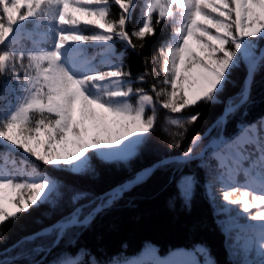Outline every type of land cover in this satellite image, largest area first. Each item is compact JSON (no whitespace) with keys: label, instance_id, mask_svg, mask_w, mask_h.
Returning a JSON list of instances; mask_svg holds the SVG:
<instances>
[{"label":"snow or ice","instance_id":"snow-or-ice-1","mask_svg":"<svg viewBox=\"0 0 264 264\" xmlns=\"http://www.w3.org/2000/svg\"><path fill=\"white\" fill-rule=\"evenodd\" d=\"M114 3L123 10L118 21L108 19L109 0H0V45L5 41L9 46L15 44L21 34L30 40L29 24L33 28L46 25L53 37L46 49L0 51V73L12 77L19 89L11 110L0 109V223L29 209L59 207L70 193L71 211L13 245V250L22 249L18 256L26 255L23 249L27 244L53 235L56 238L53 243H57L73 229L91 223L96 214L158 170L186 165L195 159L193 146L202 139L200 135L193 137L191 146L180 156H161L151 165L132 171V162L149 148L156 126L157 103L173 114L200 102L222 104L216 126H223L251 102L255 75L264 67V48L259 54L256 51L259 42L264 41V0H146L144 16L134 36L143 39L145 34H154V13L157 23L167 17L176 25L170 41L160 48L164 77L159 83L164 87L158 89L152 85L156 100L144 88L133 87L131 73L124 71L119 63L123 53L118 55L114 43H110L115 37L126 47L135 48L125 27L137 2L114 0ZM81 23L95 25L103 31L80 28ZM88 47L98 49L97 55L103 57L100 63L107 70H100L92 63L95 56L86 55ZM241 68L245 77L240 90L223 99L228 88L236 86L233 75ZM145 75L137 79L144 81ZM8 85L5 79L3 87ZM198 118L199 113L186 119L169 116L167 122L184 128L185 123H194ZM257 123L238 124L239 131L232 138L213 142V158L218 167L216 179L223 181L227 174H238L241 170L249 178L245 187L255 193L251 199L247 190L241 193L242 199L232 198L241 191L239 186L223 190V200L233 205L243 203L244 213L264 206V118ZM176 146L179 147L178 142ZM19 149L49 170L40 171L35 165L9 170L7 165L15 164L12 157ZM93 159L123 166L130 175L99 195L69 188L53 175L92 173ZM227 160L231 164L226 165ZM21 163L27 165L28 161ZM200 166L204 167L203 159ZM253 171L255 176L251 175ZM195 183L191 175H182L176 182L177 193L185 203L190 201ZM208 183L211 184L210 179ZM22 192L27 193L26 198ZM249 218L261 222V245H264V207L245 217ZM240 240L237 236L236 242ZM43 250L36 245L31 252L39 254ZM261 255L264 256V248ZM185 256L180 261L159 264H200V256L205 258L204 264H214L208 250L201 245ZM0 264H16V259L0 260ZM57 264H72V261L61 259ZM243 264L252 262L245 260Z\"/></svg>","mask_w":264,"mask_h":264},{"label":"trees","instance_id":"trees-1","mask_svg":"<svg viewBox=\"0 0 264 264\" xmlns=\"http://www.w3.org/2000/svg\"><path fill=\"white\" fill-rule=\"evenodd\" d=\"M109 2L111 7L108 19L118 21L123 10L114 3V0ZM136 2L138 6L131 11L132 18L125 27L135 48L126 47L124 42L115 37L110 43H114V51L118 55L123 53L119 63L123 65L124 71L131 73V79L135 81L133 87L144 88L156 100L155 93L151 91L152 85L155 84L158 89L164 87L159 83L164 77L160 48L170 41L176 25L167 17L163 18L161 23H157V15L154 13L152 18L154 34H145L143 39L134 36L133 32L139 29L144 16L146 0H136ZM21 11L25 9L22 8ZM25 24L28 22L26 21ZM79 27L103 31V29H97L95 25L81 23ZM29 30L32 33L30 40L23 38L21 34L15 44L9 46L8 41H5V44L0 45V51L11 48L35 51L51 46L53 37L46 25L33 28L29 24ZM262 48H264V41L259 42L257 54ZM97 52L98 49L88 47L86 55L95 56L92 63L100 70H107L106 66L100 63L103 57L97 55ZM24 63L27 65L28 61L25 60ZM145 73L149 74L145 75ZM141 75H145L144 81L137 79ZM20 76L21 79L24 76L23 69L20 70ZM244 77L243 68L234 73L233 80L236 86L229 87L223 99H227L240 90ZM5 79L14 80L0 73V104ZM160 99L163 100L165 97ZM223 107L222 104L200 102L195 107H188L181 113L173 114L157 103L156 126L151 134L149 148L139 159L132 162V171H139L151 165L161 156H180L191 146V141L196 135L204 137L194 148L193 155L201 153L213 138L220 135H223L225 139L232 138L239 131L238 124L257 123L264 118V67L255 75L251 102L230 117L227 124L216 126ZM195 113H199V118L194 123H185L184 128L167 122L169 116H180L186 119ZM257 128H260L259 123ZM177 142L179 147L176 146ZM212 150L207 148L202 156L191 160L186 165L158 170L146 182L127 192L112 206L96 214L91 223L68 232L57 244L53 243L56 239L53 235L39 239L35 244L25 245L23 251L26 255L18 256L17 253L22 249L13 250V245L70 212L71 208L68 205L70 193L66 194L59 207L43 206L38 210L29 209L28 212L19 213L15 218L7 219L0 223V260L14 257L16 264H57L61 259L70 260L72 264L77 262L79 264H159L164 261L186 259L185 253L201 245L208 250L214 264H239L234 260L228 243V229L233 230L234 220L227 219L226 215L219 210L221 183L216 179L218 167ZM14 158L15 164L7 165L11 171L22 167L28 168L31 165L37 166L40 171L49 170L40 161L20 152ZM201 159L204 161V167L200 166ZM24 160L28 161L27 165L21 163ZM228 162L231 164L230 160ZM93 164L95 171L89 174L73 175L68 172H58L53 175L69 188L97 195L112 189L130 175L128 169L123 166L104 164L97 159H93ZM244 167H247V163ZM182 175L194 176L196 181L188 203H185L177 193L176 182ZM232 175L234 176L232 188L239 186L241 189L240 192H235L234 196L241 198L243 191H250L245 187L249 183V178L242 170ZM209 179L211 184L208 183ZM210 191L216 197L215 200L211 199ZM21 194L27 197V193ZM254 194L250 191L249 198H252ZM36 245L44 249L39 254L31 252ZM199 259L200 264H204L205 258L200 256Z\"/></svg>","mask_w":264,"mask_h":264},{"label":"rangeland","instance_id":"rangeland-1","mask_svg":"<svg viewBox=\"0 0 264 264\" xmlns=\"http://www.w3.org/2000/svg\"><path fill=\"white\" fill-rule=\"evenodd\" d=\"M6 24V22H4ZM15 27V26H14ZM12 36H9V39H11ZM20 36L18 37V39ZM7 71V70H6ZM9 85L8 87H3L2 92V102L0 104V109H3L4 111H10L12 106L16 104L19 89L18 86L15 83V80H8ZM12 89H17L16 92H13ZM11 101V103H9ZM223 138L222 135H220L217 138H213L210 140L209 143H211V149L212 152L214 151L213 148V142L220 140ZM2 139V138H0ZM19 152L24 154L25 156L31 157L28 153H24L23 149H19ZM34 158V157H33ZM12 159L15 160L14 157ZM224 163L227 165L229 164L228 160L224 161ZM10 164V163H9ZM8 167V166H7ZM9 168V167H8ZM10 170V168H9ZM251 175L255 176L256 173L253 171ZM220 190H221V199H219V206L220 211L226 215L227 219L234 220L232 222L233 224V230L228 229V243L229 247L232 253V256L234 260L239 263L243 264L245 260L251 261L252 264H261L262 260H264V256L261 255V249L264 248V245H261V230H260V221H254L249 219H245V217H250L251 215H254L256 212L260 211L262 207H253L250 211V213H244L243 212V203L239 205H233L229 204L228 202L223 200V190L224 188H232L234 185V176L232 174H227L223 181H220ZM258 183V181H257ZM210 196L212 200H215L216 197H214L212 191H210ZM19 197H17L18 199ZM233 199H237L233 195ZM239 199H242L239 198ZM251 199V198H249ZM10 207V206H7ZM239 212V214H238ZM242 221V223H240ZM231 224V226H232ZM251 225L252 227H249ZM240 236L241 240L239 243L236 242V237ZM241 245H243V249L241 248Z\"/></svg>","mask_w":264,"mask_h":264},{"label":"water","instance_id":"water-1","mask_svg":"<svg viewBox=\"0 0 264 264\" xmlns=\"http://www.w3.org/2000/svg\"><path fill=\"white\" fill-rule=\"evenodd\" d=\"M214 126H215V125H214ZM212 128H213V127H212ZM212 128H211V129H212ZM193 149H194V147H193ZM194 157H198V156H194Z\"/></svg>","mask_w":264,"mask_h":264}]
</instances>
